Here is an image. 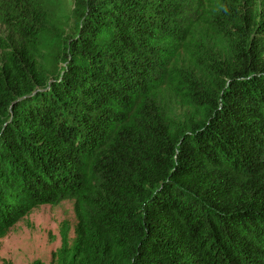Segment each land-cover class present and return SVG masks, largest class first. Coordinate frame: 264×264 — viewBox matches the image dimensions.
<instances>
[{
    "label": "trees",
    "instance_id": "trees-1",
    "mask_svg": "<svg viewBox=\"0 0 264 264\" xmlns=\"http://www.w3.org/2000/svg\"><path fill=\"white\" fill-rule=\"evenodd\" d=\"M0 3L19 10L26 33L39 26L30 8L48 10ZM75 4L56 74L25 48L0 65V234L34 207L75 198L85 231L60 264H264L258 0ZM201 24L231 51L215 93L177 64L200 51ZM177 92L203 120L174 121L164 97Z\"/></svg>",
    "mask_w": 264,
    "mask_h": 264
},
{
    "label": "rangeland",
    "instance_id": "rangeland-1",
    "mask_svg": "<svg viewBox=\"0 0 264 264\" xmlns=\"http://www.w3.org/2000/svg\"><path fill=\"white\" fill-rule=\"evenodd\" d=\"M258 2L264 13V0ZM3 5H0V65L14 49L25 48L43 72L52 77L58 71L55 65L61 62V52L67 49L66 41L79 23L74 12L75 0H45L48 7L45 12L30 8L39 24L32 29L36 31L33 34L32 30L27 33L23 30L19 10L7 12L11 6ZM211 15V12L207 14ZM195 37L200 42V51L177 54L178 68L195 75L201 85L215 93L223 82V69L232 59L231 51L205 24L198 26ZM164 99L175 122L190 125L205 117L206 110L196 107L181 92L166 94ZM87 216V209L75 198L34 207L0 234V264H35L36 261L60 264L63 251L84 234Z\"/></svg>",
    "mask_w": 264,
    "mask_h": 264
}]
</instances>
